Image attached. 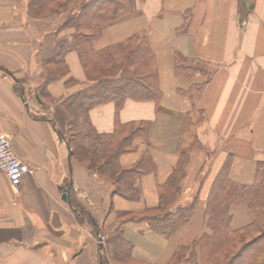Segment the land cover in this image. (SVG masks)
Returning <instances> with one entry per match:
<instances>
[{
	"label": "crops",
	"instance_id": "obj_1",
	"mask_svg": "<svg viewBox=\"0 0 264 264\" xmlns=\"http://www.w3.org/2000/svg\"><path fill=\"white\" fill-rule=\"evenodd\" d=\"M26 2L0 0V136L32 169L18 187L0 171V264H97L101 257L106 264H168L177 248L208 234L205 205L218 173L250 186L264 164V0H129L128 11L103 27L96 50L146 37L155 59L158 104L126 99L118 112L113 103L89 111L99 134L116 124H150L146 140H134V150L119 158L122 168L142 155L154 165L137 180L139 201L113 196L110 181L72 158L61 103L91 80L71 48L62 63L47 62L73 30L58 31L57 13L30 17ZM177 55L200 70L192 80L176 76ZM206 72L209 81L190 94ZM49 73L55 79L40 93ZM182 152L184 191L173 209L196 197L197 203L166 239L143 219L159 214L160 189ZM229 214L233 231L253 221L243 206H231ZM118 232L130 245L125 261L113 260L98 238Z\"/></svg>",
	"mask_w": 264,
	"mask_h": 264
},
{
	"label": "trees",
	"instance_id": "obj_2",
	"mask_svg": "<svg viewBox=\"0 0 264 264\" xmlns=\"http://www.w3.org/2000/svg\"><path fill=\"white\" fill-rule=\"evenodd\" d=\"M73 0H27L26 12L30 17L61 13ZM129 7V0H84L61 27L72 29L70 41H61L49 56L48 63H62L61 57L68 48L73 49L91 83L74 95L63 99L67 129L62 136L71 149L74 161L113 185L112 195L139 201L138 178L154 169L148 156H143L132 167L122 168L119 158L134 150L136 139L146 140L150 124L147 122L116 124L109 134H99L91 125L89 111L106 103H113L118 112L126 99L153 101L158 104L161 91L155 59L146 37L133 36L123 44L96 50L95 41L103 27L122 17ZM181 56H176L177 77L192 80L199 73ZM205 82L190 88L200 93L211 73H204ZM55 77L49 73L40 87ZM187 115L182 121L181 133L188 128ZM201 120L198 121L200 123ZM149 163V164H148ZM187 156L181 153L178 164L160 189L158 213L143 219L153 234L166 239L188 222L194 212L197 197L186 206L173 209L174 202L183 193V180ZM253 185L235 184L225 173L219 172L212 183L206 200L205 218L209 230L190 246L176 249L168 264H264V164L258 165ZM243 206L253 214V221L246 227L233 231L230 228L229 208ZM108 253L115 261L129 258L130 245L124 243L120 232L106 240ZM105 241V242H106ZM97 264H106L101 257Z\"/></svg>",
	"mask_w": 264,
	"mask_h": 264
},
{
	"label": "built area",
	"instance_id": "obj_3",
	"mask_svg": "<svg viewBox=\"0 0 264 264\" xmlns=\"http://www.w3.org/2000/svg\"><path fill=\"white\" fill-rule=\"evenodd\" d=\"M0 171L14 187L20 186L24 178L32 172L29 165L14 153L8 136H0ZM98 238L100 243L108 239L102 235Z\"/></svg>",
	"mask_w": 264,
	"mask_h": 264
},
{
	"label": "rangeland",
	"instance_id": "obj_4",
	"mask_svg": "<svg viewBox=\"0 0 264 264\" xmlns=\"http://www.w3.org/2000/svg\"><path fill=\"white\" fill-rule=\"evenodd\" d=\"M84 0H73L69 3V6L64 10L63 12L59 13L62 15L63 19L62 21L65 22L66 19L72 15V13H75L79 6L83 4ZM66 28L59 27L58 31L65 30ZM68 29V28H67Z\"/></svg>",
	"mask_w": 264,
	"mask_h": 264
},
{
	"label": "water",
	"instance_id": "obj_5",
	"mask_svg": "<svg viewBox=\"0 0 264 264\" xmlns=\"http://www.w3.org/2000/svg\"><path fill=\"white\" fill-rule=\"evenodd\" d=\"M63 199H65L66 198V196L65 195H63V197H62Z\"/></svg>",
	"mask_w": 264,
	"mask_h": 264
},
{
	"label": "bare ground",
	"instance_id": "obj_6",
	"mask_svg": "<svg viewBox=\"0 0 264 264\" xmlns=\"http://www.w3.org/2000/svg\"><path fill=\"white\" fill-rule=\"evenodd\" d=\"M104 243V242H103Z\"/></svg>",
	"mask_w": 264,
	"mask_h": 264
}]
</instances>
